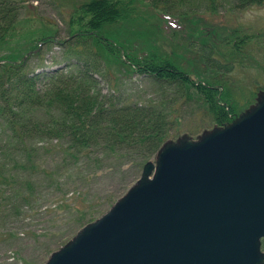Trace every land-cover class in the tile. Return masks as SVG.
Segmentation results:
<instances>
[{
	"label": "trees",
	"instance_id": "1",
	"mask_svg": "<svg viewBox=\"0 0 264 264\" xmlns=\"http://www.w3.org/2000/svg\"><path fill=\"white\" fill-rule=\"evenodd\" d=\"M195 1L206 3L213 12L221 7L243 11L264 5V0ZM131 4L129 0L81 3L69 22L70 38L62 41L67 47L66 53L79 60L75 63L77 67L45 74L29 70L27 60L30 56H25L28 51L32 55L40 53L41 41L50 42L53 36L45 35L28 45L27 52L18 55L9 43L13 38L9 33L16 28L20 9L16 0H0V52L9 51L0 55V188H13L28 200L34 196L38 185L35 175H58L57 169L36 160L40 148L49 151L59 147L63 160L68 157L83 160L97 147L120 156L131 154L129 150L121 151L129 147L138 150L141 161H148L169 141L170 131L180 121L175 114L180 100L183 104L195 102L203 107L216 127L230 123L250 108L244 106L252 100L245 97L241 101L234 96L228 82L223 81L221 75L231 74L236 63L218 52L220 37L211 24L195 23L191 11L174 13L170 7H154L169 21L181 17L183 21L193 22L192 32L198 42L191 41V45L204 68L193 73L179 65L174 55L163 54L155 45L145 43L148 46L144 49L107 31V25L128 17ZM239 32L232 28L226 37L227 42L233 41L238 51L245 43L262 38L254 34L238 35ZM108 57L125 67L123 80L131 78L135 72L148 74L160 85L161 95L145 103H122L118 95L102 93L94 74L110 75L106 67ZM208 72L209 77L203 75ZM43 76L48 81L44 88H39ZM54 139L57 144L52 143ZM25 170H30L29 175ZM3 202L1 197L0 206Z\"/></svg>",
	"mask_w": 264,
	"mask_h": 264
},
{
	"label": "rangeland",
	"instance_id": "2",
	"mask_svg": "<svg viewBox=\"0 0 264 264\" xmlns=\"http://www.w3.org/2000/svg\"><path fill=\"white\" fill-rule=\"evenodd\" d=\"M84 1L16 0L20 15L16 28L9 33L13 35L9 43L18 55L27 52L28 45L35 44L45 35L53 36L50 42L41 41L40 53L28 55L29 70L53 74L58 69L77 67L75 63L79 60L66 53L67 47L62 41L70 38L72 28L69 22L75 9ZM129 1L132 4L128 17L107 25V31L117 33L122 40L131 41L144 49L148 46L145 43L155 45L163 54L174 55L179 65L196 73L204 68L198 59L199 54L191 45V41L198 42V37L192 32L193 22L183 21L181 17H178V22L169 21L154 7H170L169 10L174 13L191 11L195 23L205 21L216 29L221 38L217 43L218 52L233 58L236 63L231 74L221 75L223 81L228 82L234 96L241 101L245 97L252 100L244 108L258 103L264 94V5L243 11L221 7L213 12L206 3L195 0ZM232 28L240 31L238 35L254 34L256 38H262L247 45L245 43L238 51L233 41L230 43L226 39ZM8 52L1 50L0 55ZM222 53L221 56H224ZM109 58L106 67L110 75L94 74L102 93H114L122 103H145L161 95L160 85L155 84L150 75L135 72L131 78L123 80L125 67ZM203 75L209 77L210 72ZM47 81L43 76L39 80V88H44ZM202 108L195 102L183 104L180 100L175 113L180 121L170 131L169 141H179L183 137L197 138L213 130L216 124L209 120ZM52 143L57 144V140ZM125 150L131 154L115 155L97 147L88 158L77 160L68 157L66 161L61 158L59 147L49 151L40 148L36 160L44 166L51 165L59 174L47 177L35 175L38 185L34 196L28 200H24L13 188H0V198L4 200L0 206V264H45L83 226L108 211L137 183L147 162L139 159L137 149L126 147L121 151ZM156 156L154 154L147 160L155 161ZM29 172L25 170L26 175Z\"/></svg>",
	"mask_w": 264,
	"mask_h": 264
},
{
	"label": "water",
	"instance_id": "3",
	"mask_svg": "<svg viewBox=\"0 0 264 264\" xmlns=\"http://www.w3.org/2000/svg\"><path fill=\"white\" fill-rule=\"evenodd\" d=\"M263 239L264 94L224 126L167 141L45 264H264Z\"/></svg>",
	"mask_w": 264,
	"mask_h": 264
},
{
	"label": "bare ground",
	"instance_id": "4",
	"mask_svg": "<svg viewBox=\"0 0 264 264\" xmlns=\"http://www.w3.org/2000/svg\"><path fill=\"white\" fill-rule=\"evenodd\" d=\"M78 234V233H77Z\"/></svg>",
	"mask_w": 264,
	"mask_h": 264
}]
</instances>
